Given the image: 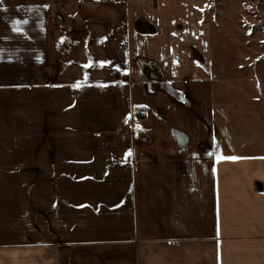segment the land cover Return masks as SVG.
Instances as JSON below:
<instances>
[{"label":"crops","instance_id":"crops-1","mask_svg":"<svg viewBox=\"0 0 264 264\" xmlns=\"http://www.w3.org/2000/svg\"><path fill=\"white\" fill-rule=\"evenodd\" d=\"M193 3L0 0V264H264V132L240 93L213 129Z\"/></svg>","mask_w":264,"mask_h":264},{"label":"rangeland","instance_id":"rangeland-1","mask_svg":"<svg viewBox=\"0 0 264 264\" xmlns=\"http://www.w3.org/2000/svg\"><path fill=\"white\" fill-rule=\"evenodd\" d=\"M193 4L209 31L211 73L215 82L213 111L216 120L213 129L220 130L217 114H222L221 101L225 98L227 103L230 98L231 102L232 96L240 93L246 104L240 106L239 114L230 106V113L241 117L235 130L241 133L247 130L250 135L255 128L264 132V0H194ZM216 83L228 87L225 96H220ZM250 113L256 116L255 123H248L246 116ZM87 173L66 172V177L73 178L75 174L82 179ZM37 174L34 179L38 180L39 172ZM23 176V172H18L17 178ZM15 189L20 193L24 191L19 186ZM82 201H87L86 196H82Z\"/></svg>","mask_w":264,"mask_h":264},{"label":"trees","instance_id":"trees-1","mask_svg":"<svg viewBox=\"0 0 264 264\" xmlns=\"http://www.w3.org/2000/svg\"><path fill=\"white\" fill-rule=\"evenodd\" d=\"M133 115L137 120H143L145 118L143 108H135L133 111Z\"/></svg>","mask_w":264,"mask_h":264},{"label":"built area","instance_id":"built-area-1","mask_svg":"<svg viewBox=\"0 0 264 264\" xmlns=\"http://www.w3.org/2000/svg\"><path fill=\"white\" fill-rule=\"evenodd\" d=\"M134 140H135V142H138V143H144V144L150 143V140L145 135H142V134L134 136Z\"/></svg>","mask_w":264,"mask_h":264},{"label":"snow or ice","instance_id":"snow-or-ice-1","mask_svg":"<svg viewBox=\"0 0 264 264\" xmlns=\"http://www.w3.org/2000/svg\"><path fill=\"white\" fill-rule=\"evenodd\" d=\"M130 154V153H129ZM227 159H235V157H227Z\"/></svg>","mask_w":264,"mask_h":264}]
</instances>
